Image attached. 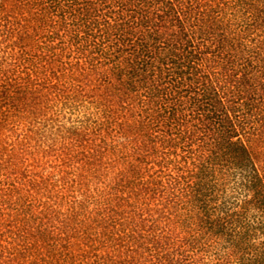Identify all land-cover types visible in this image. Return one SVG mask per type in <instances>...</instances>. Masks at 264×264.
Here are the masks:
<instances>
[{
  "label": "trees",
  "instance_id": "1",
  "mask_svg": "<svg viewBox=\"0 0 264 264\" xmlns=\"http://www.w3.org/2000/svg\"><path fill=\"white\" fill-rule=\"evenodd\" d=\"M0 264H264V0H0Z\"/></svg>",
  "mask_w": 264,
  "mask_h": 264
}]
</instances>
